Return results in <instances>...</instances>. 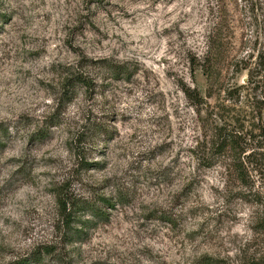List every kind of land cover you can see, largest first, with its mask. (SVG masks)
Instances as JSON below:
<instances>
[{
    "label": "rangeland",
    "instance_id": "1",
    "mask_svg": "<svg viewBox=\"0 0 264 264\" xmlns=\"http://www.w3.org/2000/svg\"><path fill=\"white\" fill-rule=\"evenodd\" d=\"M205 257L264 264V0H0V264Z\"/></svg>",
    "mask_w": 264,
    "mask_h": 264
},
{
    "label": "trees",
    "instance_id": "2",
    "mask_svg": "<svg viewBox=\"0 0 264 264\" xmlns=\"http://www.w3.org/2000/svg\"><path fill=\"white\" fill-rule=\"evenodd\" d=\"M104 201H105V199H104ZM88 209H89L92 213H94V214H96V215H101V216L105 215L104 210H103V209H100L99 207H96L95 205H91V206H89ZM202 261H203V260H202ZM204 261H206V263H208V264H212V263H214L215 260H213V258H211V257H205V258H204ZM17 264H28V263L18 262Z\"/></svg>",
    "mask_w": 264,
    "mask_h": 264
}]
</instances>
